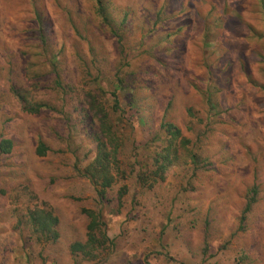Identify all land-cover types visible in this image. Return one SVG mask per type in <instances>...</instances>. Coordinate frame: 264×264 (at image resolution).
Listing matches in <instances>:
<instances>
[{
    "label": "rangeland",
    "instance_id": "obj_1",
    "mask_svg": "<svg viewBox=\"0 0 264 264\" xmlns=\"http://www.w3.org/2000/svg\"><path fill=\"white\" fill-rule=\"evenodd\" d=\"M103 2L120 43L95 0H0V137L13 143L0 155V264H264V0ZM117 72L119 154L102 198L83 175L100 135L89 102L109 109ZM12 87L51 108L22 111ZM163 122L183 141L159 179ZM35 207L58 218L56 242L31 236ZM84 209L113 240L91 261L69 251L86 241Z\"/></svg>",
    "mask_w": 264,
    "mask_h": 264
},
{
    "label": "trees",
    "instance_id": "obj_2",
    "mask_svg": "<svg viewBox=\"0 0 264 264\" xmlns=\"http://www.w3.org/2000/svg\"><path fill=\"white\" fill-rule=\"evenodd\" d=\"M95 3L98 14L104 19L105 25L111 29V32L116 37H119L118 42L120 43L121 37L112 29V24L109 21L110 19L108 18L106 12L105 3L103 0H95ZM36 16L38 17L36 21L38 22L41 33L40 39L44 41L43 39L46 37V34L42 32L43 22L37 13ZM217 38L218 32L212 33L211 30L207 29L202 33L201 41L205 47H211L212 41H217ZM42 41L41 43L43 47L45 44ZM45 54L54 59L53 54H47V52H45ZM116 77L117 88H115L110 94L112 97V105L108 110L104 107L100 100L92 99L89 102V108L94 112V115L98 117V130L100 135L97 134L96 136H93L96 143V155L92 162L84 170L83 175L84 177H87L92 185L96 187L98 196L102 198L104 197L106 190L109 189L114 182V177L111 173V170L113 169V166L117 164L119 154L118 147L120 141L118 140L116 129L114 128L111 121V116L120 112L121 109L119 96L117 93L118 90L122 89V79L119 77V72L116 73ZM55 83L57 87H60L61 83L59 79H56ZM97 87L98 86H96V88ZM11 92L14 97L18 99L19 104H21L22 111L26 113L37 114L42 109L51 108L44 102L32 103V101H29L27 97L19 89H15V87L11 88ZM212 96V93H208V97L206 99L208 113L217 111L216 109L218 107L217 102H215L216 100ZM90 122H92L91 118ZM160 130L161 134L164 136V139H160L163 147L160 149V151H157V154L155 155V163L158 164L155 173L160 171L161 177L159 179H163L162 174L166 172L171 165H173V162L178 154V144H181V141L183 140L181 139L180 129L173 123L163 122L160 126ZM12 149V141L9 139H2L0 137V155L10 154ZM46 151V146L43 143H39L38 147L36 148V154L38 156H43L45 155ZM255 191V189H252L251 193L255 195ZM254 201V196L249 198L245 213L249 212ZM83 212L87 215L88 219H90L86 226V241L84 243H72L69 246V251L71 255H80V257L84 260L91 261L95 258L96 253L104 248L106 244L113 245V240L108 238L106 232L103 230L104 224L99 222V214L85 209ZM26 214V223L31 231V236L37 243H54L58 240L59 234L57 231V226L59 220L51 210L44 207H35L32 209L29 208Z\"/></svg>",
    "mask_w": 264,
    "mask_h": 264
}]
</instances>
